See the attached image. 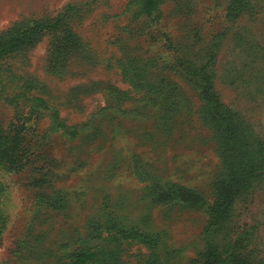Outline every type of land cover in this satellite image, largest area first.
<instances>
[{"label": "rangeland", "instance_id": "374dc122", "mask_svg": "<svg viewBox=\"0 0 264 264\" xmlns=\"http://www.w3.org/2000/svg\"><path fill=\"white\" fill-rule=\"evenodd\" d=\"M248 2L227 21L232 0H158L151 16L141 0H0V37L59 20L0 59V126L25 159L0 160V264H70L114 221L158 236L163 264H201L222 167L204 75L264 139V0ZM176 187L204 203L156 197ZM233 223L264 264V181ZM117 249L120 264L149 253Z\"/></svg>", "mask_w": 264, "mask_h": 264}, {"label": "trees", "instance_id": "16d2710c", "mask_svg": "<svg viewBox=\"0 0 264 264\" xmlns=\"http://www.w3.org/2000/svg\"><path fill=\"white\" fill-rule=\"evenodd\" d=\"M141 1L145 15L151 16L160 11L158 0ZM246 8H249L248 0H232L225 19L236 20ZM58 21H33L19 31H11L7 37H0V59L6 54L33 44L46 29L55 27ZM199 88L207 106V116L215 131L222 163L221 172L213 184L214 199L208 211L209 218L205 228L207 245L201 255V264H254L252 256L247 253V235L245 238L241 235L232 237L238 232L233 222L239 200L264 181V139L255 135L240 114L221 103L207 75L203 76ZM16 146V138L11 137L9 141V134L0 126V160L3 163L15 166L25 164L23 154L16 152ZM8 153L19 157L12 159L8 156L3 160V156ZM156 197L176 199L184 204L198 206L205 201L201 195L182 187L159 189ZM109 238L116 242L115 246H109ZM83 241L86 245L76 251L70 264H120L121 255L117 248L124 242H136L148 247L145 264H163L155 250L160 244L159 237L136 227H126L115 221L98 224ZM92 241L96 242L91 244ZM97 241L105 243L104 247Z\"/></svg>", "mask_w": 264, "mask_h": 264}]
</instances>
